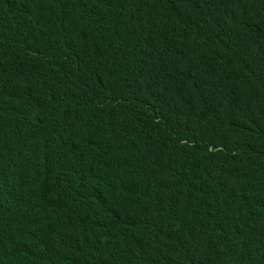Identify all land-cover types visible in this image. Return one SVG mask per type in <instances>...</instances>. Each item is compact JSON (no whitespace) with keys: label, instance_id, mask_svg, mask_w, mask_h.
<instances>
[{"label":"trees","instance_id":"16d2710c","mask_svg":"<svg viewBox=\"0 0 264 264\" xmlns=\"http://www.w3.org/2000/svg\"><path fill=\"white\" fill-rule=\"evenodd\" d=\"M0 264H264V0H0Z\"/></svg>","mask_w":264,"mask_h":264}]
</instances>
